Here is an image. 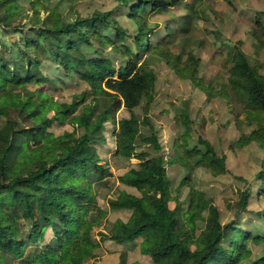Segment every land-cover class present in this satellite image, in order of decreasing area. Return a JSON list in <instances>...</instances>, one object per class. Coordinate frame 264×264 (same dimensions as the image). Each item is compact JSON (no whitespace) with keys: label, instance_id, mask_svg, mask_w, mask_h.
I'll list each match as a JSON object with an SVG mask.
<instances>
[{"label":"trees","instance_id":"trees-1","mask_svg":"<svg viewBox=\"0 0 264 264\" xmlns=\"http://www.w3.org/2000/svg\"><path fill=\"white\" fill-rule=\"evenodd\" d=\"M179 1L124 0L128 15L141 23L134 46L124 43L128 31L113 20L114 11H96L90 17H73V20H65L50 11L41 22L40 13L35 11L29 15L33 21L31 28L24 32L13 25L20 12L17 2L0 1V22L11 33H22L21 41L14 40L12 44L0 41V262L5 258L20 259L18 264H86L96 256L99 241L94 229L103 224L106 212L90 215L87 207L94 201L92 181H104L109 169L99 164L93 142L104 139L100 128L120 107L131 113L133 121L120 127L126 133L120 142L125 143L131 136L151 149L135 152L138 164L134 174L119 177L120 182L135 188L139 195L122 187L116 189V195L108 200L110 208L127 209L131 215L126 221L106 220L103 238L127 248L139 246L142 254L152 258L151 264H237L249 259V240L264 241V235L256 233L255 225L250 223L251 219L264 218V209H249L253 196L264 198V170L259 172L263 180L259 192L255 195L253 187L248 185L236 204L238 218L246 222L251 217L243 227L236 226L235 220L223 224L218 206L197 189H192L189 204L182 208L178 198L171 194L165 175L167 160L163 144L150 116H144L142 121L136 117L135 108L144 102L148 108L153 102L157 81L156 72L142 58L143 54L156 51L155 43L148 46V36L155 32L156 26L148 27L146 14L149 8ZM95 41L101 49L115 48L124 56L125 64L116 67L110 58L101 57L95 68H91L82 47L95 48ZM14 46L17 50L8 57L7 52ZM232 55L233 68L247 82L241 88L245 107L264 113V85L257 67L240 49ZM42 59L63 65L67 72L69 60L78 59L80 66L76 70L94 93L90 104L75 100L71 107L64 108L55 101L49 105L54 111L50 116L44 110L48 94L32 92L25 86L18 88L19 84L38 76ZM193 78L196 85L204 88L195 74ZM206 91L211 95L209 89ZM82 104L81 112H77ZM181 114L182 118L186 117L188 110ZM177 120L181 121L179 117ZM54 121H67L73 130L55 135L49 132ZM79 130L84 134L79 136ZM255 133L264 140L262 124ZM199 139L207 145L205 152L197 143L192 145L189 137L185 138L183 144L190 156L222 173L224 159L213 151L209 142ZM174 150L179 161L189 166L177 148ZM86 178L93 180L88 182ZM189 184L190 180L183 178L181 185ZM173 199L175 208L169 205ZM84 201L87 203L82 204ZM21 220L30 224L25 235L20 231ZM108 223L111 225L107 227ZM49 228L53 237L48 244L40 246ZM223 241L233 244L235 255L229 254ZM250 264H264V256Z\"/></svg>","mask_w":264,"mask_h":264},{"label":"rangeland","instance_id":"rangeland-1","mask_svg":"<svg viewBox=\"0 0 264 264\" xmlns=\"http://www.w3.org/2000/svg\"><path fill=\"white\" fill-rule=\"evenodd\" d=\"M15 1L20 12L13 25L23 28L24 32L31 28L33 21L29 15L35 11L40 13V22L50 11L65 20H73V17L87 18L96 11H114L113 20L128 31L124 43L134 46L138 40L136 34L141 23L128 15L124 0ZM146 16L148 27L156 26L155 32L148 36V46L155 43L156 51L143 54L142 58L156 72V90L151 105L147 108L144 102L135 108V114L141 121L144 116H150L151 124L163 144L167 160L165 175L170 182L171 194L185 208L189 204L192 189H197L218 206L223 224L235 220L236 226L243 227L249 224L251 217L245 222V219L241 220L236 215V204L241 193L251 185L256 195L263 184L259 172L264 170V140L255 132L261 124L264 126V113L258 114L245 107L241 88L247 82L233 68L232 53L236 49L242 50L251 64L257 67L264 85V0H180L161 8H149ZM11 32L0 22V41L7 44H12L14 40L21 41L22 33ZM118 43L121 44L120 41ZM15 50L17 47L14 46L11 53L7 52V56ZM82 51L91 68H95L101 57L110 58L116 67L125 64L120 52L108 46L101 49L97 41L95 48L83 45ZM79 66L78 59L69 60L70 70L67 72L63 65L42 59L37 70L38 76L19 84L18 88L25 86L32 92L39 90L48 94L44 110L50 116L54 111L50 110L49 105L55 101L60 102L64 108L71 107L75 100L89 105L94 93L89 82L77 72ZM193 74L204 88L196 85ZM207 89L211 95H208ZM83 104L77 112H81ZM184 109L188 110V114L182 118ZM177 117L182 120L178 121ZM132 122L131 113L125 107H120L100 128L104 139L93 142L100 157L99 164L106 166L109 173L102 182L92 181L94 201L88 205L87 210L90 215H100L103 211L106 214L102 218L103 224L94 229V235L99 241V247L95 249L96 256L86 264L152 263V258L142 254L139 246L127 248L102 235L106 231V220L111 223L116 220L126 221L131 215L130 210L110 208L108 200L116 195V189L124 188L127 192L139 195L135 188L119 181L122 175L134 174L138 159L133 154L142 149H151L135 142L131 136L125 143L120 142V137L126 136L120 127ZM67 130H73L67 121H54L49 127V132L55 135ZM82 134L84 131L79 130L78 135ZM186 137H189L192 145L197 143L203 152L207 150V145L199 142V138L209 142L213 151L224 159L225 170L220 173L201 162L197 163L183 144ZM174 148L189 161V166L179 161ZM185 177L190 180L189 185H181ZM85 180L89 182L93 179ZM169 205L175 208L176 200H171ZM249 209H264V198L253 196ZM250 223L255 225L256 233L264 235V218L251 219ZM29 229L30 224L21 220V233L25 235ZM52 237L53 231L49 228L40 246L48 244ZM222 245L230 255L236 254L230 241H223ZM247 245L251 250L249 259L240 260L237 264H250L264 256V241L258 243L249 240ZM29 250L32 251L33 247ZM19 262L20 259L1 258L0 264Z\"/></svg>","mask_w":264,"mask_h":264},{"label":"crops","instance_id":"crops-1","mask_svg":"<svg viewBox=\"0 0 264 264\" xmlns=\"http://www.w3.org/2000/svg\"><path fill=\"white\" fill-rule=\"evenodd\" d=\"M118 244V243H117ZM119 245H121V244H119Z\"/></svg>","mask_w":264,"mask_h":264}]
</instances>
